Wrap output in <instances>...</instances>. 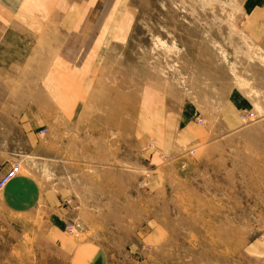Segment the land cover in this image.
Instances as JSON below:
<instances>
[{"label": "rangeland", "instance_id": "374dc122", "mask_svg": "<svg viewBox=\"0 0 264 264\" xmlns=\"http://www.w3.org/2000/svg\"><path fill=\"white\" fill-rule=\"evenodd\" d=\"M11 4L17 14L12 25L27 19L22 119L33 127L18 168L35 170L37 138L43 175L50 181L51 170L60 172L66 183L65 172L73 168L69 140L100 134L107 143V171L116 167L117 177L108 178L101 193L100 181L91 180L83 224L74 233L67 224L66 233L100 240L108 264H264V0ZM52 42L53 48L58 43L57 59L76 54L71 71L87 55L90 74L85 97H72L77 89L71 96L60 90L59 99L44 92L47 97L37 99L47 109L41 114L35 78L45 88L51 71L60 69L50 62ZM37 45L42 59L33 50ZM229 98L238 111L233 125L226 114ZM155 122L166 128L165 144L172 134L181 141L178 150L146 144L144 135L138 139L139 123L146 128ZM189 127L204 130L202 144L191 132L183 134ZM2 264L19 263L11 258ZM20 264L71 263L28 242Z\"/></svg>", "mask_w": 264, "mask_h": 264}, {"label": "crops", "instance_id": "0c3cea01", "mask_svg": "<svg viewBox=\"0 0 264 264\" xmlns=\"http://www.w3.org/2000/svg\"><path fill=\"white\" fill-rule=\"evenodd\" d=\"M11 1L0 0V177L11 169L14 162H25L26 159H22V152H27V131L33 128L24 118L22 119L27 112V82L24 74L28 64L26 27L24 26L27 19L24 18L23 25L11 24V15L16 14L15 11L12 12ZM18 11L21 12V7ZM65 28L73 29L71 26ZM54 45L55 43L52 42L49 47L50 51H54L53 57H55V59H50V62L60 66V69L55 68L51 71L50 80H47L45 88H42L43 82L37 79V74L35 78L38 89L35 90L34 97L41 114L47 109L43 108L44 105H39L37 99L47 97L44 92L48 93L51 98L59 99L63 97L60 90L70 95L71 90L77 89L72 97L75 99L85 97V87L90 74L87 55L83 54L77 62L76 69L71 71L69 66L73 60L70 58L76 57V54L66 52V59L59 60L56 57L59 55L58 43H56L57 48H53ZM68 45H70L69 48H72V45L75 46L73 43ZM37 46L33 50H40L42 59L43 47L42 45ZM40 62L42 63V60ZM35 65L39 66V63ZM81 91L83 95H80ZM228 102L227 119L233 125L235 112H238L236 100L229 98ZM77 105L76 103L73 107V113ZM56 110L50 113H58V109ZM11 113H17L18 118L10 120V116H4ZM160 118L161 115H155L156 121ZM142 124L139 123L140 127L136 128V134L138 139H142L143 135L146 136V141L150 140L146 144L153 142L152 144L158 148H169L171 151L178 150L182 145L180 140H174L175 135L173 134L171 143H164L167 131L164 125H161L162 123L155 122L151 124V127L148 124L146 128L141 127ZM151 128L154 130L152 131ZM189 128L185 129L183 134L191 132L190 136L196 135L195 140L202 144L204 130L198 127ZM100 136L93 137V139L69 140L67 162L71 163L73 168L65 172L66 183L60 180L64 177L60 172L51 170L50 181L43 175L44 151L42 148L39 149L40 142L35 138V170L27 172V170H22L19 164L16 174L0 191V264L11 258L16 259L20 264L28 242L34 249H53L64 254L71 264H108L107 249L100 240L90 236L79 240L65 231L69 223H74L77 227L83 224L82 217L88 210L86 195L92 192L91 180L100 181L98 193H101L102 186L106 188L108 178L117 177L116 167L114 170L107 171V143L106 139ZM13 146H15L14 150ZM82 162L86 163L88 168L80 169L79 165Z\"/></svg>", "mask_w": 264, "mask_h": 264}, {"label": "built area", "instance_id": "2783aa9c", "mask_svg": "<svg viewBox=\"0 0 264 264\" xmlns=\"http://www.w3.org/2000/svg\"><path fill=\"white\" fill-rule=\"evenodd\" d=\"M18 170V162L12 164V168L7 171L2 177H0V191L6 186V184L11 180V178L16 174ZM74 223L68 224L67 230L69 233H74L76 230Z\"/></svg>", "mask_w": 264, "mask_h": 264}]
</instances>
